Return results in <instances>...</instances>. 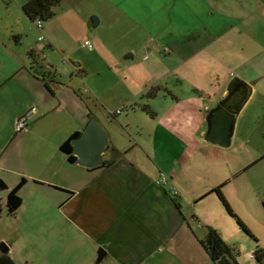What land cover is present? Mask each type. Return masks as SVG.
Instances as JSON below:
<instances>
[{"label": "crops", "instance_id": "crops-1", "mask_svg": "<svg viewBox=\"0 0 264 264\" xmlns=\"http://www.w3.org/2000/svg\"><path fill=\"white\" fill-rule=\"evenodd\" d=\"M29 1L13 0L0 15V180L2 173L24 179V186L26 178L46 184L64 195L59 206L71 222L81 215L82 228L96 229L90 223L99 219L98 249L105 257L147 253L150 237L136 235L134 223L141 231L152 228L154 237L163 233L170 240L193 242L204 253L189 226V221L197 223V219L194 215L187 219L184 211L214 188L229 184L230 175L231 179L242 175L264 158V152L256 156L247 152L253 144L264 146V0H171L152 5L101 0V23L119 35L118 39L127 26L133 40H139L141 34H155V26H164L160 48L165 57L159 55L156 44L153 48L143 44L142 51L148 53L139 64H125L123 59L134 55L121 59L125 53L119 55L112 44L97 38L94 49L83 44L79 47L81 39L89 35L90 22L81 13L86 0H61L41 30L23 13ZM80 49H87L91 56L97 53L108 72L117 77L119 87L129 88L134 98L144 94L142 89H131L139 66H167L174 61V67L154 82L175 72L177 83H185L199 96L171 91L172 100H103L106 89V95L111 93L105 86L87 87L83 94L76 80L60 82L65 73L72 79L88 74L89 63L78 56ZM196 57L199 68L193 70L191 63ZM189 69L204 76V81L190 83ZM234 78L250 88V96L236 119L230 147L221 148L206 141V120L227 96V85ZM253 105L259 106L260 116L250 123L248 111ZM142 106H147L151 115L140 110ZM30 107L37 113L27 132L16 133V119ZM108 109L118 128L127 125L131 133L133 125L138 127L134 118L120 117L121 123L118 117L122 110L126 115L141 111L148 121V140L137 134L133 146L119 147L113 126L101 114ZM93 119L107 134L103 161L115 159L105 169L70 164L59 150L73 134H82ZM233 152L246 156L239 171L230 167ZM206 161L215 163L220 171L214 182H202L198 173ZM161 175L167 184H158Z\"/></svg>", "mask_w": 264, "mask_h": 264}, {"label": "rangeland", "instance_id": "rangeland-1", "mask_svg": "<svg viewBox=\"0 0 264 264\" xmlns=\"http://www.w3.org/2000/svg\"><path fill=\"white\" fill-rule=\"evenodd\" d=\"M12 2L13 0H0V15L3 16L6 4L9 5ZM83 8L81 13L88 23H91L92 18L100 21V23L95 28L89 23V35L86 36L85 40L81 39L79 47L85 41H89L94 49V41L97 38L99 41L105 42L106 45L112 44V49L116 50L119 55L125 53L121 56V59L127 55H134L133 59H123V61L125 64H136L148 53L142 51V45L146 44L153 48L156 44L159 46V55L165 57L164 50L160 48L164 43L163 35L166 31L164 26H155V34H149V36L148 34H141L139 40L128 37L131 34L128 31L129 26H127L124 31L125 35L120 34L118 39L119 35L106 30L104 21L101 23V0H86ZM177 27L173 26L172 28ZM191 49H195V46H191ZM78 56L89 63L88 74L83 77L75 76V79H72L70 73H65L60 78V82L67 84L76 80L81 93L90 86L98 88L105 86L111 88V93L106 95L105 92H108L106 89L102 94L103 100H172L171 94H169L171 91L179 95L199 96L194 94L192 89H187L185 83H177L178 74L175 72L168 73L162 80L154 82V79H158L169 72L176 64L175 61L167 66L157 67L151 63L147 64L148 68L141 69L142 66H139L140 68H137L138 72L134 80L135 88L130 87L133 91L142 89L144 94L134 98L129 88L122 87V85L119 87L117 77L115 74L108 72L97 53L91 56L86 49L81 50ZM197 59L196 57L191 63V65L193 64V70L198 66L195 63L198 61ZM187 72L186 75L190 83L192 81H194L193 83L204 81V76L202 78L201 74L192 72L190 69ZM149 93H151V96H148ZM110 111L109 109L107 111L103 110L101 114L103 119L113 126L119 147L125 149L129 145L133 146V140L137 134L142 136L144 140H148L150 134L148 121L147 117L141 114V111L133 115L131 113L126 115L125 111L122 110V115L118 117L121 123L120 117L134 118V120H131L136 122L138 127L133 125L134 131L132 133L128 132L130 127L127 125L124 126V129L118 128L116 119L110 115ZM248 115L250 123H253V120L260 116L259 106L253 105L249 109ZM160 152H164V150L162 149ZM247 152L250 156H256L264 152V146L260 143L253 144ZM27 155H30L29 151ZM205 159H208L207 156H205ZM245 159L246 156L240 154V152L231 153V169L239 171L243 168ZM205 164L206 166L202 170L199 168L198 171L202 182L203 180L206 183L208 181L214 182L219 175L218 172H220L218 166L211 161H206ZM162 165L167 168L166 164L163 163ZM190 166L192 167V164ZM220 168L222 167L220 166ZM243 173L232 179L233 174L230 175V183L221 188V193L233 213L246 226L256 241L239 229L235 220L227 215L215 194H210L201 201L191 204L192 207L184 209L183 216L187 219L190 218V215L196 217L197 223L188 221L198 239H203L206 235V229L211 228L219 234L227 246L234 250V259L237 264H256L253 253L256 249H264V207L261 204L262 201L264 202V158L253 169ZM1 176L0 181L6 189L0 190V247L5 245L8 248L7 256L15 264H95L99 250L98 240L101 236V221L99 219L93 218L90 223L96 229L94 227L92 229L82 228L80 226L83 220L81 215H78L74 222H71V219L64 213L66 211L60 209L59 206L64 195L53 191L46 184L28 178H26V185L19 193L22 199L21 208L16 211L14 216H9L5 208V198L9 188L11 189L18 183L17 181L20 178L12 176L9 178L8 175L2 173ZM83 215L85 214L83 213ZM134 225L132 227L134 232L137 233L136 235L139 233L140 236L150 237V244L145 246L146 249L148 247L147 253H144L141 257L131 256V258L130 256H107L100 264H213L209 257L193 242L185 239L180 241L170 240L163 233L154 237V235L152 236L154 233L152 228L146 227L141 231L139 226H136L135 223ZM156 231H161L158 225ZM90 232L93 233V236Z\"/></svg>", "mask_w": 264, "mask_h": 264}, {"label": "water", "instance_id": "water-1", "mask_svg": "<svg viewBox=\"0 0 264 264\" xmlns=\"http://www.w3.org/2000/svg\"><path fill=\"white\" fill-rule=\"evenodd\" d=\"M98 21L91 19V26L95 28ZM250 96V88L237 78L232 79L227 85V96L210 111L207 116L206 141L221 148H229L234 134L238 114ZM73 149L72 155L76 158L75 164L86 169L99 167L107 148V134L93 119L84 132L77 139L70 142ZM6 187L0 181V189ZM1 254H7L5 245L0 247ZM105 257L102 249L98 250L96 264H100Z\"/></svg>", "mask_w": 264, "mask_h": 264}, {"label": "trees", "instance_id": "trees-1", "mask_svg": "<svg viewBox=\"0 0 264 264\" xmlns=\"http://www.w3.org/2000/svg\"><path fill=\"white\" fill-rule=\"evenodd\" d=\"M60 3L61 0H30L27 4L23 6L22 10L30 21H32L33 23H35L36 21H40L43 24L53 18L54 10L60 5ZM148 96H151V93H149ZM141 110L150 114L147 106H142ZM80 136V133L73 134L67 141H65L59 147L60 152H62L66 156L67 161L70 164L76 162V158L72 155L73 149L70 145V142L74 139L79 138ZM114 161L115 159H112L110 161H103L102 164L96 169L108 168L114 163ZM24 184L25 180L21 179L18 185L11 189L6 196L5 208L9 216H14L16 211L21 206L22 201L19 196V191L24 186ZM224 186V184L220 185L214 188L210 193L215 194L217 199L224 207L227 215L235 220L236 225L239 227V229L242 230L251 239L255 240V238L250 234L246 226L233 213L230 206L223 197L221 193V188H223ZM262 206L264 207V203L262 204ZM198 244L213 264H237L234 259V250L222 241L219 234L215 230L207 228L205 237L201 240H198ZM253 259L255 260L256 264H264V249H256L253 253ZM0 264L15 263L7 256V254H0Z\"/></svg>", "mask_w": 264, "mask_h": 264}, {"label": "built area", "instance_id": "built-area-1", "mask_svg": "<svg viewBox=\"0 0 264 264\" xmlns=\"http://www.w3.org/2000/svg\"><path fill=\"white\" fill-rule=\"evenodd\" d=\"M35 27L37 30H41L42 28V23L40 21H36L34 23ZM43 37H39V41H42ZM83 45L85 47H87L88 49H92V45L89 41H86L83 43ZM37 113V109L35 107H30L29 109H27L24 114L22 116H20L19 118L16 119L15 121V132L16 133H25L28 130V126H29V122L32 119V117ZM167 179L161 175L160 176V181L158 182V184H162L165 185L167 184Z\"/></svg>", "mask_w": 264, "mask_h": 264}, {"label": "snow or ice", "instance_id": "snow-or-ice-1", "mask_svg": "<svg viewBox=\"0 0 264 264\" xmlns=\"http://www.w3.org/2000/svg\"><path fill=\"white\" fill-rule=\"evenodd\" d=\"M131 3L141 4V5H152V4H160V3H169L171 0H129ZM179 2L183 3L185 0H179Z\"/></svg>", "mask_w": 264, "mask_h": 264}]
</instances>
